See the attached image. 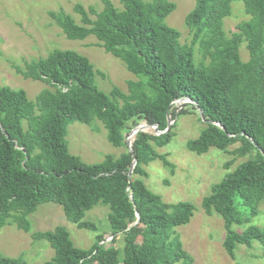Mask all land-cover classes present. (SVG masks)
Returning a JSON list of instances; mask_svg holds the SVG:
<instances>
[{
	"label": "trees",
	"instance_id": "1",
	"mask_svg": "<svg viewBox=\"0 0 264 264\" xmlns=\"http://www.w3.org/2000/svg\"><path fill=\"white\" fill-rule=\"evenodd\" d=\"M99 1L101 11L74 6L79 22L63 11L48 15L67 39L93 36L137 80L127 81L126 92L113 86L107 94L96 86L97 72L88 57L55 49L17 69L25 79L48 86L33 100L23 89L0 85V230L14 225L28 233V217L53 203L77 229L94 232V241L88 249L77 247L64 226L34 232L32 238L46 241L53 251L40 264H193L172 235L190 221L194 206L165 202L141 178L146 176L144 166L155 158L168 164L152 144L170 140L177 115L200 109L204 128L187 141L188 149L203 154L214 147L246 158L202 199L206 214L222 218L223 248L240 264L236 245L251 247L255 241L264 247V226L252 224L258 205L264 204V0H194L184 16L189 32L185 44L179 31L164 22L175 9L169 0H119L121 8ZM236 1L247 19L228 35L223 20ZM243 42L246 61L239 53ZM195 46L201 53L197 64ZM181 99L192 103L176 105ZM68 120L87 126L99 121L108 143L124 151L97 163L83 162L65 144ZM142 125L148 127L139 129ZM133 129L129 150L126 139ZM235 144L239 146L229 151ZM96 205L109 210L108 247L103 243L106 234L84 220ZM0 264L30 263L0 255Z\"/></svg>",
	"mask_w": 264,
	"mask_h": 264
},
{
	"label": "rangeland",
	"instance_id": "2",
	"mask_svg": "<svg viewBox=\"0 0 264 264\" xmlns=\"http://www.w3.org/2000/svg\"><path fill=\"white\" fill-rule=\"evenodd\" d=\"M110 1L116 8H121L119 0ZM169 1L175 4V9L164 22L179 31L180 43L185 44L189 41V32L184 25V16L193 7L194 0ZM76 4L85 9L93 7L96 11L103 8L99 0H0V85L23 89L27 98L33 100L48 86L40 81L25 79L17 69H23L29 61L45 57L55 49H66L88 57L97 72L94 81L100 90L108 94L113 86H117L126 92L127 81L137 78L119 59L104 52L93 36L82 41L67 39L48 15L49 11H63L79 22V16L73 9ZM231 8L232 14L223 20V28L228 35L236 30L238 22L247 19L241 2H233ZM193 51V59L197 64L201 60L198 46ZM239 53L243 61L248 59L245 42L240 44ZM203 128L198 112L177 115L170 140L161 146L152 144L156 154L164 155L168 164H164L159 157L155 158L144 166L146 176L141 180L145 187L165 202L182 201L194 206L190 221L176 227L172 235L193 258V264H234L222 245L225 237L223 220L215 212L206 214L202 199L209 194L212 185L246 158H235L229 152L214 147L203 154L188 149L187 141L198 137ZM64 141L69 153L85 163L100 162L107 154L118 157L124 151V147L117 148L108 143L106 130L97 120L90 126L68 120ZM238 146L232 145L228 150L232 151ZM226 163L230 164L229 169L225 168ZM257 210L258 215L252 224L264 226V204H259ZM108 212L107 206L96 205L84 217V220L97 226L98 232L106 234L103 242L106 247L111 246ZM28 219L31 224L28 233L18 230L14 225L4 226L0 230V255L19 257L30 264H40L50 259L53 251L48 243L35 240L31 234L53 230L56 226H64L77 247L88 249L94 241V232L77 229L66 220L61 207L56 204L39 206ZM116 245L120 249L123 247L121 238L116 240ZM234 253L235 260L240 264H264V247L255 241L251 247L236 245Z\"/></svg>",
	"mask_w": 264,
	"mask_h": 264
},
{
	"label": "water",
	"instance_id": "3",
	"mask_svg": "<svg viewBox=\"0 0 264 264\" xmlns=\"http://www.w3.org/2000/svg\"><path fill=\"white\" fill-rule=\"evenodd\" d=\"M182 102L192 103V101H191L190 99H181V100H179V101H177V102H175V103H178V105H179V104H181ZM197 111H198L199 117H200V119L202 120V122H205L204 117H203V115H202L200 109H197ZM208 123H212V122H211V121H208ZM170 125H171V123L168 125V127H167V129H166L165 131H167V130L169 129ZM146 127H148V126H147V125H142V126H140L139 129H144V128H146ZM156 127H157V126L155 125L153 128H156ZM133 133H134V129L131 130L129 136H128L127 139H126L127 147H128L129 150H131V148H130V140H131V138H132V136H133ZM157 133H158V131H157ZM135 163H136V160H134V162L132 163V165H131V167H130V169H129V173H131V172L133 171V168H134V166H135ZM138 218H139V217L137 216V221H138Z\"/></svg>",
	"mask_w": 264,
	"mask_h": 264
}]
</instances>
